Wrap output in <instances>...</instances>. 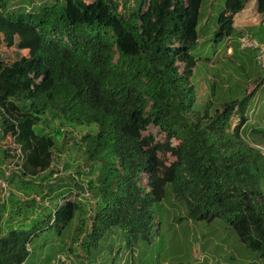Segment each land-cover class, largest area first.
<instances>
[{
  "label": "trees",
  "instance_id": "16d2710c",
  "mask_svg": "<svg viewBox=\"0 0 264 264\" xmlns=\"http://www.w3.org/2000/svg\"><path fill=\"white\" fill-rule=\"evenodd\" d=\"M9 1L0 0V52L23 56L0 61V178L23 193L27 179L53 167L64 126H98L81 139L100 163L88 185L97 202L78 219L72 254L112 263L115 256L98 249L118 228L150 242L156 207L171 188L190 219H221L264 259V156L243 136L255 93L196 108L192 50L205 0H56L18 11ZM251 1L264 23V0H225L216 42L243 36L235 18ZM71 184L59 178L40 197L28 188L25 199L11 193L0 203V264H25L33 236L55 226L64 231L85 213L78 201L48 211L45 201L72 195L79 182Z\"/></svg>",
  "mask_w": 264,
  "mask_h": 264
},
{
  "label": "rangeland",
  "instance_id": "374dc122",
  "mask_svg": "<svg viewBox=\"0 0 264 264\" xmlns=\"http://www.w3.org/2000/svg\"><path fill=\"white\" fill-rule=\"evenodd\" d=\"M55 3L56 0H10L9 7L16 11L22 8L32 10L41 5L52 6ZM224 7L225 0H205L201 9L198 27L200 38L197 47L192 50L193 56L198 60L191 80L197 93L196 108H204L210 100L214 101L215 107H221L226 102L242 100L247 94L254 92L247 112L249 121L243 131L244 139L254 144L248 138L249 134L263 126L264 122V61L259 58V52L264 48L263 17L258 12L256 1H251L244 12L235 18V27L243 36L239 39L236 33L216 42L218 18ZM244 37L256 41L259 47L242 48L241 39ZM230 41L236 43V46ZM22 56L12 49H2L0 61L10 62ZM211 87L215 89L214 97ZM239 119L240 115L235 113L232 125L237 124ZM42 127L46 132L53 128L44 125ZM151 130L155 132L154 128ZM97 131L98 126L95 124L64 126L51 170L35 180L27 179L26 191L29 192L28 188H31L30 193L35 197L48 193V185L59 178H63L65 183L72 181L71 185L79 182V186L76 187L75 184L72 187V195L67 193L59 199L49 198L45 203L48 211L53 212L58 209L61 211L69 201L86 204V208L85 213L76 214L75 222L67 225L64 231L55 226L33 236L29 245L30 257L25 264H264V259L258 258L256 253L241 243L236 231L221 219H190L185 204L175 200L171 188H168L166 199L156 207L155 226L150 242L141 237L127 238L118 228L102 239L98 249L102 256L104 253L114 255L112 263H106L103 258L94 256L85 260H82V256H79L80 260L76 258V254L70 251L72 235L78 226V219H84L87 210L88 214H93L92 207L97 199L88 185L89 181L98 177L100 167L99 161L89 159L86 145L81 139L87 133L94 134ZM143 181L147 183L146 177ZM38 185L41 186L39 189ZM83 185L89 196L84 195L86 191L78 190L83 189ZM260 190L264 202V171ZM8 191L21 199L26 198L27 192L18 191L14 185H8ZM9 201L10 197L4 196L0 186V203ZM40 225L45 226V223ZM84 238L85 236L80 238L75 249H80L79 245ZM86 251L88 255L93 253L90 248ZM63 257L67 259L65 263L61 260Z\"/></svg>",
  "mask_w": 264,
  "mask_h": 264
},
{
  "label": "built area",
  "instance_id": "2783aa9c",
  "mask_svg": "<svg viewBox=\"0 0 264 264\" xmlns=\"http://www.w3.org/2000/svg\"><path fill=\"white\" fill-rule=\"evenodd\" d=\"M241 42H242V48H257V47H259V44L256 42V41H251V40H249V39H247V38H242L241 39ZM259 58L261 59V60H263L264 61V48L262 47L261 48V50H260V52H259ZM260 152H261V154L264 156V143H261V144H255L254 145ZM0 170H1V166H0ZM12 169H10L7 173H6V176H9L10 175V171H11ZM0 186H1V188H2V190H3V193H4V196H6V198H8L9 196H10V192L8 191V185H7V182L5 181V180H3V179H1L0 178ZM87 189V188H86ZM86 189H85V191H86ZM87 192V191H86ZM85 196H89V193L87 192L86 194H84ZM62 260V262L63 263H65L66 261H67V259L66 258H62L61 259ZM66 264H68V263H66Z\"/></svg>",
  "mask_w": 264,
  "mask_h": 264
},
{
  "label": "crops",
  "instance_id": "0c3cea01",
  "mask_svg": "<svg viewBox=\"0 0 264 264\" xmlns=\"http://www.w3.org/2000/svg\"><path fill=\"white\" fill-rule=\"evenodd\" d=\"M244 12V11H243ZM263 126H260L261 130H264V122L262 123ZM258 129L257 130H252V132L249 134V139L251 140V142H254L256 144H261L264 142V134H259L258 133Z\"/></svg>",
  "mask_w": 264,
  "mask_h": 264
}]
</instances>
